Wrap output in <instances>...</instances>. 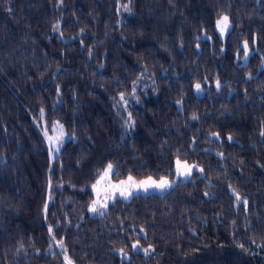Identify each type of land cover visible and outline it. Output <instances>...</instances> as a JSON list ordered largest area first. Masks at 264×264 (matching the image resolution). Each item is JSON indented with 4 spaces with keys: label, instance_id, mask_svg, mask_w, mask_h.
Segmentation results:
<instances>
[{
    "label": "trees",
    "instance_id": "1",
    "mask_svg": "<svg viewBox=\"0 0 264 264\" xmlns=\"http://www.w3.org/2000/svg\"><path fill=\"white\" fill-rule=\"evenodd\" d=\"M262 133L264 0H0V264H264ZM177 160L201 174L86 214L107 166Z\"/></svg>",
    "mask_w": 264,
    "mask_h": 264
},
{
    "label": "rangeland",
    "instance_id": "2",
    "mask_svg": "<svg viewBox=\"0 0 264 264\" xmlns=\"http://www.w3.org/2000/svg\"><path fill=\"white\" fill-rule=\"evenodd\" d=\"M225 16L219 17L217 21L221 20ZM217 21L215 23V33L219 41L224 42L226 35L231 29V25L228 21V27L221 34L220 29L217 27ZM241 49L243 50V56L239 59L240 63L243 65L247 62L252 52L247 47V54L245 55V44H241ZM205 90L199 88L197 90L196 86L193 87V93L196 97H201L204 94ZM47 143L49 158L52 160L55 158L61 151L62 147L68 140L63 127L59 123H54L49 134H43ZM178 161V160H177ZM177 161L174 162L173 171L174 178L169 180L163 178L169 182L170 186L158 188L155 184L151 182L159 183L161 179L155 180L151 178L143 179V180H135L132 179L129 181V178H126L121 181H113L111 178L112 167L109 170L108 166L101 173L100 177L97 179L95 184L91 188L92 200L86 210V214L91 217H101L105 214L107 207L113 204L116 200H120L123 202L130 201L133 197L137 196H162L168 193L177 183L190 181L192 179L193 173L201 174V170L199 167L193 164H187L185 162L180 161L181 165H187L191 168V172L189 175H178L177 174ZM123 182V183H122ZM141 182H148L144 186H140ZM121 191L125 192V196L121 195ZM130 193V194H129ZM93 206H95L96 211H92Z\"/></svg>",
    "mask_w": 264,
    "mask_h": 264
},
{
    "label": "snow or ice",
    "instance_id": "3",
    "mask_svg": "<svg viewBox=\"0 0 264 264\" xmlns=\"http://www.w3.org/2000/svg\"><path fill=\"white\" fill-rule=\"evenodd\" d=\"M217 27L220 29V31H221V34H223V32L226 30V28L228 27V17L227 16H225V17H223L221 20H219V21H217ZM247 54V45L245 44V55ZM196 88H197V90H199V88H200V85L199 84H197L196 85ZM195 118V117H194ZM262 135H264V133H262ZM229 139H231V137H229ZM177 165H178V167H177V174L178 175H189L190 174V172H191V168L190 167H188L187 165H181L180 164V161H177ZM111 165H109L108 166V168H109V170L111 169ZM132 180V178L131 177H129V181H131ZM123 183V182H122ZM152 184H155V186L156 187H158V188H163V187H167V186H170L169 185V182L167 181V180H165V179H161L160 180V182L159 183H155V182H151ZM145 184H148V182H141V185L140 186H144ZM130 194V193H129ZM121 195L122 196H125L126 194H125V192L124 191H121ZM237 201H239L240 200V197L237 195ZM92 211H96V208H95V206H93V208H92ZM49 231H51V229H49ZM133 247L135 248L136 247V245H133ZM147 251V250H146ZM69 264H71V262L69 261Z\"/></svg>",
    "mask_w": 264,
    "mask_h": 264
}]
</instances>
